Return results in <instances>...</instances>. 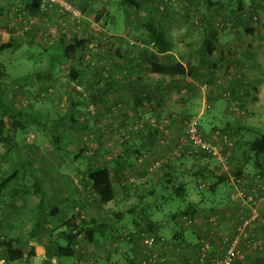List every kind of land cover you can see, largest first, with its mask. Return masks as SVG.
<instances>
[{
	"label": "rangeland",
	"instance_id": "rangeland-1",
	"mask_svg": "<svg viewBox=\"0 0 264 264\" xmlns=\"http://www.w3.org/2000/svg\"><path fill=\"white\" fill-rule=\"evenodd\" d=\"M141 1V9L137 11L121 5L120 0H70L81 14L79 22H76L56 13L43 14L39 10L32 13L26 7L28 0H0L3 7L0 43L12 41L13 44V48L0 52L2 80L8 84L6 98L45 123L50 135L58 137L60 148L78 156L74 162L60 158L48 143V135L35 126L18 132V153L32 163L34 171L43 178L48 193L47 206L59 208L57 225H66L65 222L71 219L79 222L91 218L110 225L111 235L103 239V244L93 240L97 244V255L93 258H97L100 264H127L122 254L126 248H134L135 253H130V256L134 259L138 256L139 260L143 253L139 245L141 232L156 233L166 240L164 246H170L171 250L180 249L178 245L182 240L173 239L176 236L173 230L197 247L199 240L203 239L208 247L207 263H210L224 253L220 237L234 234L241 218L249 213L245 209L241 211L243 207L239 203L229 206L228 178L239 176L249 181L257 173L264 175V165L257 168L252 159L246 157L248 151L241 147L253 134L264 130V113L256 131L239 129L246 120V116L240 113L244 109L240 107V100L233 96L237 92L236 86L225 85L223 81L232 77L238 80L239 69L244 68L241 65L247 60L246 50L240 51L238 45L251 37L254 29L259 34L256 54L260 57L264 55V0H241V10L236 0L223 1L222 9L207 12L204 9L206 0ZM102 5L105 6L104 11ZM149 11L157 16L159 25L171 41L170 51L160 55L162 63L179 62L196 69L197 93L180 106L184 110L167 115L158 116L152 112L155 94L150 96L148 88L142 87V80L149 76L150 71L141 53L153 48L141 27ZM210 30L215 33L212 43L215 53L207 55L201 48ZM74 39L82 40L83 44L76 50L74 60L70 61L64 57L61 46L62 42L67 44ZM223 44H235L236 48L226 51ZM72 65L84 70L83 75L74 81L69 77ZM261 71L264 74V70ZM184 79L177 78L180 85H183ZM12 80H16L14 85L10 83ZM168 116L176 121L177 131L167 125ZM188 118H195L206 138L213 130H220L228 132L234 142L237 140L224 164L227 175L221 173L218 162L207 156L186 155L184 149L176 148ZM130 142L135 147L150 143L151 150L156 149L151 156L146 152L147 147L139 148L132 154L131 159L134 158L135 163L134 160L130 163L135 172L145 168L148 173L162 174L166 170L163 158L168 154L185 155L186 162L177 176L160 182L162 186L155 197L154 193L150 195L148 192L150 185L129 182L128 189L126 177H120L123 175L118 173L120 176H115V186L112 185L113 198L103 203L87 184L83 172L105 162L112 165L116 155L127 145L131 146ZM166 144H171L172 149L159 154L158 149ZM4 151L5 148L0 145V176L10 173L9 164L15 160L11 153L9 161H2ZM111 158L114 159L112 162ZM157 161L161 166L150 170L151 164ZM197 167L201 170L199 172H207L194 176ZM23 177L9 184L0 196V242L17 239L21 242L23 258L11 264H41L35 255L29 254L31 245L23 244L21 239H27L26 233L33 218L32 208L39 200L30 191L28 176ZM117 177L123 178L120 180L123 186ZM217 177H223L225 183L218 185L214 193L208 192L207 186L214 183ZM198 179L201 180L198 184L206 187L199 188L196 185ZM180 184H185V187L177 197L175 189ZM155 200L157 208L154 207ZM189 203L205 206L199 209L196 223H189L181 215L170 219L171 214L184 210ZM259 207H264V203ZM160 214L161 217H158ZM212 217L216 229L213 228L211 241L206 239L207 235H201L204 228L199 224L202 227L207 225L209 232V219ZM155 218L163 220L160 223L168 220L167 225H160V232L151 227L152 230L149 229V222ZM123 234L130 235L132 241L121 239ZM95 238L99 240L100 236ZM61 243L65 244V241ZM87 244L82 237H78L74 248L76 246L78 250ZM217 247H222L221 255L215 254ZM4 255L0 248V256ZM76 255L65 257L55 264H75L76 260L78 263L83 260L76 259ZM184 255L185 259L190 255L192 258L194 254ZM245 261V264H264V253L250 254ZM183 262L178 261L179 264Z\"/></svg>",
	"mask_w": 264,
	"mask_h": 264
},
{
	"label": "trees",
	"instance_id": "trees-1",
	"mask_svg": "<svg viewBox=\"0 0 264 264\" xmlns=\"http://www.w3.org/2000/svg\"><path fill=\"white\" fill-rule=\"evenodd\" d=\"M97 1L104 2L105 0ZM223 1L229 2L230 0H206L204 2V9L206 12L210 11L211 9H222L224 7ZM236 1L238 2L239 10H241L243 8L241 0ZM120 3L129 9L137 11L140 10L142 6L141 0H120ZM26 7L27 10L32 13L38 12V0H28ZM104 10L105 6L102 5V11ZM153 10L157 12L155 9ZM2 13L3 7L0 5V18ZM148 13V15H145L144 21L141 22V27L145 30L150 42L153 44L152 51L144 50L141 53V56L145 57L148 62V70L151 73L164 78L195 77L196 69L193 67H186L184 64L179 62L167 64L162 63L160 55L170 51L171 41L167 37L163 28H161L159 25L157 16L153 14L154 12L151 13L149 11ZM153 18L156 20V22L153 20ZM0 31H3L1 23ZM208 33L209 34H207L203 40V47L201 50L203 49L207 55H212L215 50V46L212 44L215 33H213L211 30L208 31ZM82 44V40L75 39L71 43L67 44L62 42L61 48L64 57H67L68 60L73 61L76 50ZM11 48H13L12 41L0 43V52ZM83 73L84 70L75 65L69 67V77L72 81L81 77ZM3 77V73L0 70V145L5 148V151L2 154V161L5 160L6 162L7 159L9 161V156L11 153L13 154L15 160L13 163L9 164L11 167L10 173L8 175L0 176V196L5 193V189L14 180H17L18 178L23 179L24 175L28 176L30 179V191L39 195L40 200L35 206V217L32 219L31 226L26 233L27 239L21 238L22 243L26 245L29 241H34L42 247L44 250V261L42 264H54L53 260L58 263L61 259L65 257H74L78 253V251L74 248L78 237H83L88 243H91L96 235H99L100 239L103 240L106 239L108 235H111V228L110 225H107L103 222H97L93 218L81 220L79 222H76V220L72 219L67 220L65 222L66 225L62 224V226L52 223L53 218L56 217L59 212V208L46 207L45 200L47 199V191L45 190L43 179L36 171H34L31 166L32 163L26 161L23 156H19L18 151L20 149V145L18 141V132H25L27 127H39L42 131H44L45 134L48 135V143L54 148L55 153L60 158L66 160L67 162H74L78 155H73L68 150H63L60 148L58 137L54 136L53 134L50 135L45 123L39 122L40 119L37 120L38 118L36 116L21 110L20 108L16 107L11 100L6 98L5 90L6 87H8V84L4 83L2 80ZM10 83L11 85H14L16 80H12ZM238 128L241 129V127ZM236 142L237 140H235L234 144H236ZM242 146L248 151L246 157L248 159L251 158L254 165L257 163V168L263 167L261 159L264 157V130L253 134L241 145V147ZM125 162L126 161L123 159L114 160L112 165L104 164L97 167H92L83 173L87 180V184L90 186L94 194L98 196L101 202L106 203L112 200L113 186L110 180L111 173L116 169L118 164ZM193 175L202 176L203 173L197 172ZM223 183H225L223 177H217V180L209 185L206 190L210 193H214L216 187ZM199 184L197 183L198 186ZM181 192H183L182 184H180V186L175 189V196L179 197ZM193 207L194 205L189 203V205H187L184 210L179 209L176 211V214H171L170 218L174 219L176 215L192 217L195 213ZM61 241H65V244H62ZM130 241H132V238H130ZM21 246L22 244L19 242V240H2L0 242V248L5 254L4 257L10 264L23 258V252L20 248ZM29 254L34 255L33 248L30 249Z\"/></svg>",
	"mask_w": 264,
	"mask_h": 264
},
{
	"label": "crops",
	"instance_id": "crops-1",
	"mask_svg": "<svg viewBox=\"0 0 264 264\" xmlns=\"http://www.w3.org/2000/svg\"><path fill=\"white\" fill-rule=\"evenodd\" d=\"M257 37H259V34L257 33V29H254L252 36L249 37L243 44L240 43L238 45V47L242 48V49L241 48L239 49L240 51L245 49L246 53H247V56H246L247 60L245 62H243V64L241 65V66H244V68L241 67L239 69L240 74H238V80L234 77H232L231 79L228 78L229 80H226V79L223 80L225 82V85L231 84V85H235L237 88V92H234L235 95L233 94V96L237 97L238 100H240V102H239L240 107L243 106L242 108L244 109V111H240V113H242V115L246 116V120H245V122L242 123L241 129L244 131H247V132H254L257 130L258 126H260V121H261L260 116H261V114L264 113V74L261 73L262 72L261 70H264V55L262 57H260L256 54L258 52L257 51L258 50L257 49V43L258 42H256ZM219 40H221V42H222V38ZM218 45H220V44L218 43ZM223 45H224L223 49H225L226 51H230L231 49L236 48L235 44H231L232 46L230 44H228V45L223 44ZM213 53H215V50ZM148 75L149 76L145 80L144 79L142 80V87L148 88V90L150 91L149 92L150 96H153L155 94V97H156V98H154L155 102H154L153 107L151 109H152V112H156L158 116L159 115H167V114H170L172 112L175 113L176 111H180L182 109L184 110L185 108H181L180 106L185 105L184 101H188L191 98V95H195L197 93V90H196L197 87L195 86L196 85V79L194 77H184L185 79H184L183 85H180L179 80H177V78H164V77H160V76L155 75V74L150 73V72ZM177 97H181V99L176 100ZM182 98L184 100H182ZM170 118L171 117L168 116V123L169 124H167V125L172 126L174 131H177L176 130V126H177L176 121L173 119H170ZM164 123H165V121H164ZM167 125H165V126L160 125V126L167 127ZM130 143H131V146L127 145L126 148H124V150H121L119 152V154L116 155L115 160L123 159L126 162L122 163V164H118L116 169L111 173V176H110L111 184L113 186H115V182H116L115 176H120V175H118V173H121V175H123V176H120V177H126L125 183H126L128 189L130 186L129 182H132L134 185H136V183H142V184L147 185V187L150 185L148 192L150 193V195L152 193H154V197H155L158 194V189L162 186V184L160 182H162V180H164V178L168 179L169 177L177 176V173L178 174L180 173L181 166L183 165V163L186 162V157H185V155H181V156H183V157H181L179 154H177V155L176 154H168L165 158H163L164 163H165L164 166H165L166 170L162 174L148 173V172H146L145 168H142L141 172H139V171L135 172V171H133L134 168L131 169V167H133V166L131 165L132 163H130V161L134 160L133 163H135V159L134 158H133V160L131 159L132 154H134L139 148L145 149V147H147L146 152L149 153L151 156V155L155 154L156 149H153V151H152L150 143L148 146H147V144H142V145H140V146L138 145L136 147L134 146L133 142H130ZM170 145L171 144H166V146H164L163 148H161V149L159 148L158 149L159 154H162V153L165 154V153H167V151L169 149H172V146H170ZM175 145L177 148L179 146V141ZM178 148H180L179 150L184 149V151L186 152V155H187V148H185L184 146H181V147L179 146ZM175 149H174V153H175ZM136 155L137 154H135V156ZM113 160L114 159L111 158L110 162H112ZM213 161H215V160H213ZM261 161L264 165V157H262ZM104 164H108V162H105ZM255 166L257 167V163L255 164ZM162 168H163V166L160 167V170ZM220 169H221V173H223V174L225 173L227 175L228 171L221 164H219V170ZM119 170L121 172H119ZM199 171H201V170H200V168L197 167L196 171L194 173H197ZM203 172L206 173L207 170L206 171L202 170V173ZM205 173H203V174H205ZM222 176H224V175H222ZM117 179H119L118 182H120V180H122L123 178L117 177ZM199 181H201V180L198 179L196 181V183H198ZM120 185L123 186L124 185L123 182H120ZM200 185H203V184H199V186ZM117 186H118L117 188H119V184ZM203 186L206 187L205 185H203ZM183 187H185V184L183 185ZM218 189H220V188H218ZM31 193L33 195H36L39 197V195L34 194L32 191H31ZM47 199H48V193H47ZM47 199L45 200V205L47 208L57 207V206L48 207L46 204ZM39 200H38V202H39ZM156 201L157 200H155V203H154L155 208H157L156 207V204H157ZM228 204L230 207L235 206L233 204H230L229 202H228ZM193 205H194L193 209L195 210V213L193 214V216L192 217L182 216L183 219L187 218V221H189V223H191V224H193L194 222L196 223L197 216H199V214H200L199 209L201 207H205L199 203L193 204ZM239 205H240V203H239ZM35 206H36V204L32 208L33 209L32 210L33 211V218L35 217V212H34ZM260 208L261 207L258 208V212H259L260 217L263 218L264 207H262L261 209ZM242 209H245L246 211L249 212L247 207L241 208V211H242ZM208 214H209V212H208ZM207 215H206V217H207ZM57 216H58V214L56 215V217ZM56 217L53 218V221H52L53 224L57 223L60 219L59 218L58 220H56ZM158 217H161V214ZM208 217H211V215H209ZM213 218L214 217H212V219H209L211 222L209 224V227H210L209 232H208L207 225H205V227H202V224H199V226L201 228H204L203 229L204 232H201V235H204V234L207 235L206 239H211V241L213 239V238H211L212 237L211 234L214 233L213 228L216 229V222L214 221ZM156 220H159V219L155 218L152 221H150L148 224L149 229H150V227L153 229H156L155 232L159 231L160 225H167L168 224L167 219H164L163 223H160L163 220H159V222H157ZM200 222H202V221H200ZM150 230H152V229H150ZM249 230H250V233L255 237H258V238L264 237V231L258 225H257V227H255L254 225L251 226ZM173 233L176 234V236H177L176 237L173 234L174 235L173 239H176V238L179 239L180 238V240H182V243H180V245H178V243L175 245V246L178 245V247H180V249L178 248L176 250H174V249L171 250L170 246L161 245V246H156V250L168 258L169 264H179L178 261H180V260H184L183 264H187L188 261L191 259L190 258L191 255L184 259V256H186L184 254H194L193 255V257H194L197 254L198 247L194 246L193 244L191 245L189 242H186V238L182 237L181 236L182 234L175 233L174 230H173ZM159 237H162V236H159ZM83 240L86 241L84 238H83ZM96 240L100 244L104 243L103 240H101V239L98 240V239L94 238V241H96ZM200 241L204 242L203 239H200L199 242ZM140 243H141V241H140ZM28 244L31 245V248H33L35 258L37 260H39L42 264V262L44 261V250L42 249V247L34 241H29ZM95 245H97V244L94 243L93 241L91 243H88L86 245V247L81 248L84 250V254H80L78 252V255H76L75 258L78 259V257H79V258H82L83 260L84 259L86 260L88 258L95 257L94 255L95 254L97 255V252L95 250ZM187 245H188V247H187ZM214 246H215V243L213 244V247ZM87 247L89 248L88 250H87ZM224 248H225V246H224ZM141 249H143V248H141ZM220 249L218 247L215 249L216 255L222 254V252H221L222 247ZM89 253H91V254H89ZM130 253L134 254L135 249L134 248H126L122 251L123 257L126 260L127 264H139V260L141 257L139 258V260L137 259L138 256H136V258L134 259V258H132V256H130ZM259 254H262V253H259ZM141 256H142V254H141ZM59 262H62V260H60ZM53 263L55 264L56 261L53 260ZM74 263L80 264V262L78 263L77 260Z\"/></svg>",
	"mask_w": 264,
	"mask_h": 264
},
{
	"label": "built area",
	"instance_id": "built-area-1",
	"mask_svg": "<svg viewBox=\"0 0 264 264\" xmlns=\"http://www.w3.org/2000/svg\"><path fill=\"white\" fill-rule=\"evenodd\" d=\"M38 10L43 14L56 13L76 22H79L81 18L80 11L70 0H38ZM151 46H153L152 43ZM136 128L137 126H135ZM178 141L180 147L187 148V155L195 157L204 155L223 166L234 146V140L228 132L213 130L206 138L197 125L195 118H188L184 122L183 135ZM160 142L162 143L163 140ZM159 166H161L160 162H154V164H151L150 170ZM203 187V185L199 186V188ZM228 187L230 189L228 193L229 203H240L241 207H247L249 210L248 216L241 218L234 234L228 237H220L221 243L225 246L224 253L220 258L207 263L208 247L200 241L196 256L191 258L187 264H245L248 255L259 252L264 253V237H255L249 230L251 226L256 224L264 231V216L261 218L258 212L259 206L264 203V175L257 173L249 181H245L239 176H230ZM140 236V246L143 248V253L139 264H169L168 258L156 250V246L166 244L163 237L146 232H141ZM121 237L125 241H130V238H132L128 234H123ZM75 249L77 250L76 246ZM77 251L84 254L83 249L78 248ZM97 260V258H88L80 261V264H100ZM0 264L10 263L5 257L0 256Z\"/></svg>",
	"mask_w": 264,
	"mask_h": 264
}]
</instances>
